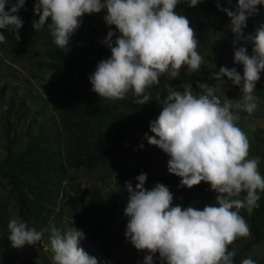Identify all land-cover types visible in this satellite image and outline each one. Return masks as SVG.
<instances>
[{"label": "clouds", "instance_id": "1", "mask_svg": "<svg viewBox=\"0 0 264 264\" xmlns=\"http://www.w3.org/2000/svg\"><path fill=\"white\" fill-rule=\"evenodd\" d=\"M182 2L194 7L204 0H34L33 13L38 20L32 21V27L38 32L47 25L56 47L67 51L82 17L106 10L104 23L115 30L110 27L100 43L111 55L100 60L88 76L92 91L113 101L132 92L135 104L144 105L153 99L148 89L159 85L162 75L178 78L184 66L191 74L206 63L189 19L177 11ZM25 3L0 0V29L11 32L17 42L23 20L16 13ZM258 5L264 6V0H236L235 9L230 10L216 0L218 10L230 18L233 63L243 66V74L235 67L221 66L210 78L227 77L238 86L242 102L236 108L249 115L258 108L255 91L264 71V23L253 33L246 34L244 29L248 18L258 14ZM4 42L6 36L0 32V43ZM238 42L251 44V54L247 47H237ZM53 72L47 71V81ZM180 87L182 91L166 86L161 111L149 122L153 135L145 132L143 139L167 154V171L180 178L178 188L191 189L205 182L215 193V203L202 208L173 204L169 188L159 182L145 188L147 174L141 172L134 177L135 187L131 181L124 183L127 203L123 214L128 218L124 236L135 249L147 253L143 264H154V259L160 264H234L236 253L229 246L251 235L240 212L243 209L251 215L264 192V176L258 167L261 157L249 158V137L238 125L239 116L227 97L222 103L215 88L200 81L198 92L190 83ZM156 99H160L159 93ZM7 228L8 239L17 249L40 242L48 231L52 264H98L97 258L80 246L85 233L73 220L63 230L50 225L38 231L17 216L9 220ZM240 264L256 261L248 257Z\"/></svg>", "mask_w": 264, "mask_h": 264}, {"label": "trees", "instance_id": "2", "mask_svg": "<svg viewBox=\"0 0 264 264\" xmlns=\"http://www.w3.org/2000/svg\"><path fill=\"white\" fill-rule=\"evenodd\" d=\"M219 2L222 8L235 9L236 0L231 4L226 0ZM33 6L34 0H26L24 7L16 13L23 20L20 37L33 20H38ZM257 7L264 17V6ZM177 11L189 19L196 33L209 25L213 34H227L233 45L234 35L228 28L230 18L218 10L216 0H204L194 7L182 2ZM95 14L99 15L101 23L93 14H85L86 26L81 23L70 37L67 51L56 47L45 25L39 36L45 48L34 51L37 56L33 57L27 77L19 76L10 59L6 58L8 46L16 41L11 32L0 29L6 36V42L0 43V120L4 136V144L0 147V264H16L21 257V264H52V254L40 247V242L49 237L48 231L40 242L17 249L8 239L7 224L19 216L38 231L47 230L50 225L63 230L65 227H59L55 220L64 208L72 212L76 227H82L93 238L100 237L104 246L114 235L129 252L125 264H143L147 253L138 251L125 239L128 218L123 214L127 203L124 183L131 181L135 187L137 181L134 177L141 172L147 174L144 187L151 188L157 182L166 185L173 193V204L202 208L207 203H215V193L208 190L207 183L201 182L191 189L178 188L179 177L167 170L157 173L141 160L122 166L117 180L107 176L108 161L124 148L129 129L139 130L142 136L145 132L153 135L149 122L157 117V110L166 96V86L169 84L182 91L181 84L190 83L196 91L197 79L186 71H181L174 79L162 75L159 85L148 89L153 99L144 105L135 104L136 97L132 92L120 100L100 98L92 91L88 76L95 71L100 60L111 55L108 47L100 41L107 35L109 27L115 30V26L104 23L106 10ZM210 17H217L221 23L213 22ZM257 27L254 16L249 17L244 32L253 33ZM196 37L199 42L208 41V36L203 33ZM236 46H245L251 52L252 46L248 44L238 42ZM207 59L215 64L217 71L223 66L220 58L215 60L207 56ZM227 67L243 72L240 64L232 63ZM48 70L54 72L47 81ZM33 79L37 87L44 90L43 94L50 97L47 103L44 100L40 103L41 95L31 91L29 83ZM219 81L232 84L227 77ZM233 86L240 92L238 86ZM157 93L160 94L159 100L156 99ZM255 95L264 101L262 85L257 84ZM252 115H255L253 118L261 117L259 113ZM101 127H105V131L99 137ZM248 137L251 145L249 158L261 157L258 167L264 176V128L253 129ZM95 169L100 171V179L94 182L86 178L83 182L85 175L81 172ZM258 203L259 207L251 215L243 209L240 212L251 227V239L239 248L245 238H238L229 246V250L236 253L234 264H240L248 257L256 264H264V255L258 256L250 251L253 246L264 244V192L260 193ZM83 249L90 256L94 255L98 264H105L89 248ZM262 251L264 254V246ZM154 264H160V261L154 259Z\"/></svg>", "mask_w": 264, "mask_h": 264}, {"label": "rangeland", "instance_id": "3", "mask_svg": "<svg viewBox=\"0 0 264 264\" xmlns=\"http://www.w3.org/2000/svg\"><path fill=\"white\" fill-rule=\"evenodd\" d=\"M98 23H101V19L98 14L93 13ZM256 24L259 26L261 23H264V17L262 16L260 10L257 15L254 16ZM215 23H221L218 21L217 17H210ZM82 23L86 26V21L84 20V16L82 17ZM110 28V27H109ZM212 29L209 25L204 26L200 33L208 36V41L202 40L200 41L199 52L201 55L205 57L206 63L202 65L198 72L191 73V75L202 83H207L212 85L215 88L216 95H218L223 103L227 97V102L232 104V111L234 114L239 116L238 125L247 133L249 136L253 129L255 128H264V101L258 97V108L254 112L255 114H261V117L253 118L255 115H249L242 109H237L236 105L242 102L241 92H239L230 82L228 81H219L211 79V73L217 71L214 63L210 62L207 59V56H212L215 60H221L223 66L227 67L229 64L233 63V45L229 43V36L225 33H217L213 34ZM196 33V36L198 35ZM40 31L36 32L32 25L29 26L24 34L21 36V39L17 42H11L10 46H8V52L6 53V58L10 59V64L19 76L24 75V77L29 76V72L31 69V65H33V60L35 58L36 53L35 50H44V45L42 39L39 37ZM86 37V36H85ZM85 39V38H84ZM251 46V44H248ZM249 51V50H248ZM4 52L2 51V54ZM249 54L251 52L249 51ZM34 57V58H33ZM239 65V64H237ZM181 71H186V66H184ZM243 74V72L238 71ZM260 80L257 84L262 85L264 88V71L260 74ZM29 78V77H28ZM8 83L9 80H7ZM34 79L29 83L31 86V91L35 94H40L39 102H48L50 97L45 96L43 94L44 90L37 87V84L34 83ZM7 83V82H6ZM20 84L22 82H19ZM256 84V86H257ZM39 89V90H38ZM196 91H200L196 87ZM42 102V103H43ZM50 106V104H49ZM161 108L157 110V116L159 115ZM2 122L0 120V147L4 144V136L2 130ZM105 127L100 128V132L98 133L99 137L104 135ZM143 143V148H140L139 145ZM167 159L168 156L158 147L152 145L150 146L147 143L146 139H143V136L137 129H129L126 134V140L124 142V148L117 154H114L108 161L106 172L107 176L117 180V174L120 168L124 165L130 164L132 162H136L141 160L146 165H148L153 171L159 173L167 170ZM82 175H85L82 179L85 182V179L92 180L97 182L100 179V171L95 169L92 171H84L81 172ZM124 180V178L122 179ZM72 212L64 208L61 214L57 217L55 222L59 227H67L71 225L72 221ZM74 222V221H73ZM75 226V224H74ZM76 227V226H75ZM83 231L82 227H76ZM84 232V231H83ZM85 233V232H84ZM85 239L81 240V247L89 248L95 255L99 256L105 264H125L124 259L128 256L129 252L127 249L119 242V240L112 235L110 241L106 246L103 245L102 239L100 237H91L88 233H85ZM251 236L245 238V240L238 246L241 247L244 243L250 241ZM263 246L264 244H259L253 246L250 251L258 256H263ZM40 247L44 252L48 254H52L50 251V242L49 239L45 238L40 242ZM94 257V255H91ZM23 257H21L16 264H21Z\"/></svg>", "mask_w": 264, "mask_h": 264}]
</instances>
